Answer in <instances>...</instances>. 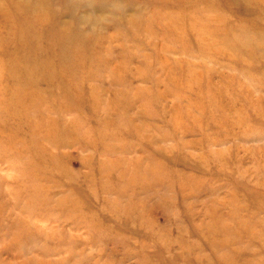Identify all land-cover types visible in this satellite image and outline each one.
Listing matches in <instances>:
<instances>
[{
    "label": "rangeland",
    "instance_id": "1",
    "mask_svg": "<svg viewBox=\"0 0 264 264\" xmlns=\"http://www.w3.org/2000/svg\"><path fill=\"white\" fill-rule=\"evenodd\" d=\"M0 264H264V0H0Z\"/></svg>",
    "mask_w": 264,
    "mask_h": 264
}]
</instances>
